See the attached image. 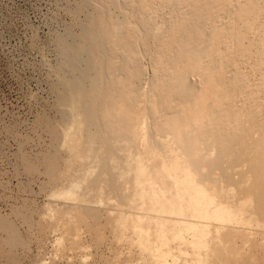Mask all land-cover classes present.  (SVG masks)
<instances>
[{
    "label": "rangeland",
    "instance_id": "374dc122",
    "mask_svg": "<svg viewBox=\"0 0 264 264\" xmlns=\"http://www.w3.org/2000/svg\"><path fill=\"white\" fill-rule=\"evenodd\" d=\"M191 24L218 41L182 100L168 45ZM121 90L127 135L103 126ZM238 137L264 139V0H0V219L21 240L0 230V264H264Z\"/></svg>",
    "mask_w": 264,
    "mask_h": 264
},
{
    "label": "bare ground",
    "instance_id": "6f19581e",
    "mask_svg": "<svg viewBox=\"0 0 264 264\" xmlns=\"http://www.w3.org/2000/svg\"><path fill=\"white\" fill-rule=\"evenodd\" d=\"M210 14L211 13L209 11H207L205 13L206 16H209ZM239 15H241V14H239ZM241 18H243V17H241ZM202 29L203 28L199 24H197V25L195 24L194 26H192V24H191V25H188V27L184 26L181 29V33L178 35H175V38H171L169 45H168L169 48L171 47L172 49H174L173 52L175 53L177 63L182 64V66H183V68H182L183 70H179L178 72L171 73L172 74V80L174 81V84H175V89H177V91H178L177 95L182 100L188 99V93H189V91L187 90L189 85H187L185 79L190 78V76L192 74H194L198 71H201V73H203L204 71H207L204 63H206V60L209 59L210 53L213 52L212 50L218 41L216 35H214L215 31H212V30L207 31V29H206L204 32V31H202ZM177 31H179V30H177ZM198 42L204 43V49L201 52V54H199V55H197V53H195L196 44ZM192 67H196V68L189 70ZM207 68H209V67H207ZM127 86H130V85H127ZM125 88H123V89L125 90ZM127 88H129V87H127ZM228 89H229V87H228ZM111 92L108 94L109 99H110V101L108 103L109 107L107 108V113H108L107 118L108 119H106V121L103 123V126L105 129L111 131L112 133L114 132V133H120V134H126L127 135L128 133L131 132V129H132V124L129 123V120H130V117L132 116V111L134 110L135 102L137 101V99H139L138 94L137 93L131 94L130 90H128V92H126V93L123 91H122V93L119 92V93H121V97L123 99L122 103L124 105V109H125L124 111L125 112H121L120 116H116L113 114V109H115L113 107H115V104L114 105L110 104V102L112 100H116V99H113V95ZM228 94H227V96H228ZM218 95L220 97L224 96V90L220 89V93ZM228 99H229V97H228ZM180 102H182V101H180ZM94 110H95V108L92 109L91 113ZM110 116H112L115 120L114 121H113V119L110 120L109 119ZM131 119H132V117H131ZM209 135H210V131L207 129H203V130L197 129L193 133H186L184 135L182 150H183L185 157H187V161L189 162V164L191 165L193 170L198 169V167H199V163L192 156V152H193V148H194V141L196 139H201V138H203V140H205L204 138H208ZM215 140H218V137H216ZM215 140H213V141H215ZM233 145H235L236 147H242V146L247 147L248 150H249V148H252L254 150V153L256 156L255 161H253L254 159L249 158V151H247L245 148L242 147V149H241L242 151L236 152L235 157L229 161V164L230 165H236V164L241 163L243 160L249 159V161L251 162V169L250 170H251V172L256 173V175L258 177L257 178L258 184L255 186H252V191L256 192L259 195H264V139L261 141L259 140L258 142H255L253 144V143H250L249 141H247V139H244L243 137H238L237 139L234 140ZM218 159H219L218 161H215V164L217 166H222L223 162H222L221 158L218 157ZM258 185H263V187H259ZM261 209L264 211L263 199H262ZM0 230L4 231L6 233V235H7L6 244L9 247L13 248V247L20 244L21 240L19 239V237L17 235V231L10 224V222L3 220V219H0Z\"/></svg>",
    "mask_w": 264,
    "mask_h": 264
}]
</instances>
